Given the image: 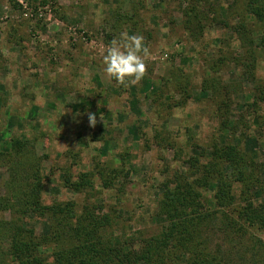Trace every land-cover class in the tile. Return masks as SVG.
Listing matches in <instances>:
<instances>
[{"label":"rangeland","instance_id":"rangeland-1","mask_svg":"<svg viewBox=\"0 0 264 264\" xmlns=\"http://www.w3.org/2000/svg\"><path fill=\"white\" fill-rule=\"evenodd\" d=\"M245 8L246 0H0V224L51 230L49 211L19 198L35 184L43 205L72 203L75 218L98 220V234L134 254L170 225L159 210L164 186L205 182L203 166L220 163L215 150L234 146L243 179L224 168L221 204L216 176L195 184L191 208L205 214L199 238L215 264H264V209L238 218L248 201L264 203V48L249 44L255 20ZM122 31L143 35L151 52L145 77L128 88L103 71ZM12 166L32 184L11 183ZM80 174L90 184L76 189Z\"/></svg>","mask_w":264,"mask_h":264},{"label":"trees","instance_id":"trees-1","mask_svg":"<svg viewBox=\"0 0 264 264\" xmlns=\"http://www.w3.org/2000/svg\"><path fill=\"white\" fill-rule=\"evenodd\" d=\"M245 10L255 20L254 29L251 27L253 36L247 35L249 44L257 43L258 47L264 48V0H246ZM258 32L260 33L257 35ZM259 95L264 101V86L259 88ZM14 143L18 150L22 147L20 141L14 140ZM215 151L219 155L220 163L216 167H211L208 163L203 166L206 174L205 182L201 180V176L195 179L196 181L193 178L192 182L188 180H183L182 183L176 182L172 188L164 186L159 210L167 215L170 225L160 236L152 237L134 254L124 251L118 241L111 243L105 240L102 234H98L96 232L100 223L98 220L75 218L72 203L43 205L39 201L38 187L28 181V175H22L18 167L12 166L11 183H17V187L23 182L32 184L30 185L32 188L23 192L25 197L19 196L23 204L32 212L36 211L39 214L49 211L55 224L48 233L39 235L34 233L31 226L20 224L18 221L12 222L11 228H4L0 224V240L2 236H7L3 240L7 243L5 244L7 247L3 250L0 248V264H215L218 256L212 254L207 245L202 246L199 238L198 223L205 214L191 208L194 199L199 196L194 185L207 187L208 180L216 176L218 180L215 198L220 203L226 193L230 192V183L223 179V174L226 175L224 168L234 171L233 173L238 177L235 181H241L243 179L241 176L246 174L244 167L247 165L238 163L234 146ZM79 176L80 180L74 184L76 189L90 184L85 175ZM245 180L250 182L248 176ZM251 180L253 181L252 178ZM255 180L258 181L259 178ZM245 207L238 211L239 219L243 215L248 218L251 214L253 217L256 208L264 209V203L254 205L248 201ZM186 208H190L189 213L184 212ZM260 227L264 228V222H261Z\"/></svg>","mask_w":264,"mask_h":264},{"label":"clouds","instance_id":"clouds-1","mask_svg":"<svg viewBox=\"0 0 264 264\" xmlns=\"http://www.w3.org/2000/svg\"><path fill=\"white\" fill-rule=\"evenodd\" d=\"M150 55L143 35L122 31L106 46L103 71L107 77L125 88L135 86L147 73L146 60ZM89 122L90 126L95 127L97 123L95 114L89 113Z\"/></svg>","mask_w":264,"mask_h":264}]
</instances>
